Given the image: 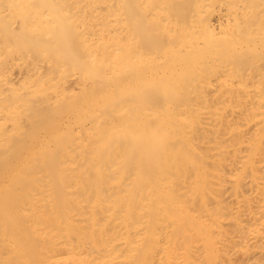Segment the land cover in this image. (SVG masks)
<instances>
[{"label": "bare ground", "instance_id": "obj_1", "mask_svg": "<svg viewBox=\"0 0 264 264\" xmlns=\"http://www.w3.org/2000/svg\"><path fill=\"white\" fill-rule=\"evenodd\" d=\"M0 264H264V0H0Z\"/></svg>", "mask_w": 264, "mask_h": 264}]
</instances>
